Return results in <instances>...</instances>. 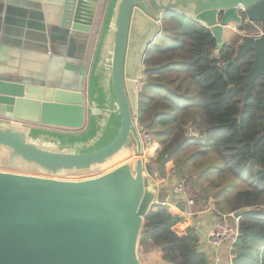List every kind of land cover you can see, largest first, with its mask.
<instances>
[{
  "label": "water",
  "instance_id": "obj_1",
  "mask_svg": "<svg viewBox=\"0 0 264 264\" xmlns=\"http://www.w3.org/2000/svg\"><path fill=\"white\" fill-rule=\"evenodd\" d=\"M99 2L58 0L47 8L48 22L58 21L65 32L90 33ZM240 11L260 23L261 35L245 37L224 67L254 53L242 87L248 98L264 76V0H111L92 64L68 62L56 71L54 60L45 64L47 56H40L30 58L34 63L24 71L0 68V264H143L139 246L151 210L168 203L185 211L159 191L155 166L143 160L144 128L136 119L144 58L169 15L209 28L219 55L226 30L241 24ZM65 68L78 74L76 85ZM114 116L120 125L115 140L84 153ZM146 139L150 145V135Z\"/></svg>",
  "mask_w": 264,
  "mask_h": 264
},
{
  "label": "trees",
  "instance_id": "obj_2",
  "mask_svg": "<svg viewBox=\"0 0 264 264\" xmlns=\"http://www.w3.org/2000/svg\"><path fill=\"white\" fill-rule=\"evenodd\" d=\"M238 29L261 32L258 22H243ZM216 45L209 28L187 17L166 16L144 58L136 120L153 140L149 156L155 174L163 178L172 162L170 173L187 181L194 208L205 210L213 201L217 215L251 210L239 221L232 262L264 264V76L245 98L242 87L254 53L225 68L238 48L226 43L216 55ZM184 221L169 206L157 205L145 220L140 246L145 252L160 249L167 264H210L199 251L196 230L178 231Z\"/></svg>",
  "mask_w": 264,
  "mask_h": 264
},
{
  "label": "crops",
  "instance_id": "obj_3",
  "mask_svg": "<svg viewBox=\"0 0 264 264\" xmlns=\"http://www.w3.org/2000/svg\"><path fill=\"white\" fill-rule=\"evenodd\" d=\"M55 2L58 0H0V68L13 67L14 70L22 69L24 71V69L31 68L29 64L34 63L29 60L30 58L40 56H47L45 64L54 60L56 71L63 70L68 62L74 67L79 66L82 62L92 64L107 20L111 0L106 1L103 17L96 27L98 9L102 2L100 0L90 33L65 32L58 27V21L50 25L47 8ZM258 35H261V32ZM53 56L57 60L52 59ZM66 72L70 74L71 82L76 85L78 74L71 71ZM86 80L85 86L88 90V78ZM12 123L21 124L16 121H12ZM37 127L56 131L64 130L53 126L37 125ZM172 168L173 163L169 162L166 166L165 176L161 178L156 172L153 179L158 185L159 191L167 199L174 198L177 202L178 199L171 194V188L177 182V178H174L170 173ZM214 208L213 201H210L205 210H197L195 207L193 215L189 216L184 213L187 211L182 212L173 205L169 207L173 214H182L184 217L185 221L178 226L180 234L186 233L187 228L191 226L196 230L199 237V251L208 257L210 264H227L229 261L228 246L223 245L220 248H215L211 243V232L219 219ZM146 258L149 264H167L162 259L160 249L147 252Z\"/></svg>",
  "mask_w": 264,
  "mask_h": 264
},
{
  "label": "built area",
  "instance_id": "obj_4",
  "mask_svg": "<svg viewBox=\"0 0 264 264\" xmlns=\"http://www.w3.org/2000/svg\"><path fill=\"white\" fill-rule=\"evenodd\" d=\"M257 35L256 37H259ZM151 144L149 145V147ZM150 150L147 149L144 151L143 160L145 164H150ZM171 194L173 197L177 198L179 202H182L185 206V215H193V208L195 203L192 199L188 197L187 191V181L185 179H177L175 185L171 188ZM177 201V202H178ZM162 205H167L171 207L172 205L175 208V204L164 203ZM219 219L216 221L212 232H211V243L215 248H220L223 245L228 246L229 251V261L227 264H233L232 259V251L235 243L239 237V219L235 217V213L230 214H222L218 215Z\"/></svg>",
  "mask_w": 264,
  "mask_h": 264
},
{
  "label": "rangeland",
  "instance_id": "obj_5",
  "mask_svg": "<svg viewBox=\"0 0 264 264\" xmlns=\"http://www.w3.org/2000/svg\"><path fill=\"white\" fill-rule=\"evenodd\" d=\"M256 30L247 29L245 32H242V31H240L238 29V26H234V28H230V29L226 30V32H225V42L227 43V45L239 48L240 44L244 41L245 37H247V36L256 37L258 35V32ZM136 123L138 124L137 120H136ZM119 127H120L119 119H118V117L114 116L111 119L107 129L105 130L103 137L98 142H96L94 145H92L89 149H87L84 153L98 151V150L108 146L109 144H111L115 140V138L117 137V132H118ZM63 131H67V130L64 129ZM68 132H70V131H68ZM147 134H148L147 132H144L142 134V136H141L143 144H144V150L149 149L151 151V150H153L152 148L154 147L153 146V140L151 138V146L149 147L148 140L146 139V135ZM90 135H91L90 133H87L85 135V137L86 136L88 137ZM131 148H132V153H133V156H134V149H135V143L134 142H132ZM151 154L153 155V152H151ZM121 163L122 162H119V163H116V164H113V165L112 164L108 165V166L104 167L103 169L93 173L88 178H90V177H98V176H101L103 174H106V173L114 170L119 165H121ZM83 178H87V177H75V178H71V177L70 178H66V177H64V179H66V180H80V179H83ZM146 254H147V252H145L142 249V247L139 246V256H140V259H141L143 264H149L148 261H147V258H146Z\"/></svg>",
  "mask_w": 264,
  "mask_h": 264
},
{
  "label": "flooded vegetation",
  "instance_id": "obj_6",
  "mask_svg": "<svg viewBox=\"0 0 264 264\" xmlns=\"http://www.w3.org/2000/svg\"><path fill=\"white\" fill-rule=\"evenodd\" d=\"M243 14H244V12H241V11L239 12V15H240V17H241V19H242L241 24H242L243 22L250 23V21H249L248 19H247V20H244V18H243ZM243 20H244V21H243ZM252 23H253V22H252ZM241 24H240V25H241ZM240 25H239V26H240ZM235 26H237V25H235Z\"/></svg>",
  "mask_w": 264,
  "mask_h": 264
}]
</instances>
